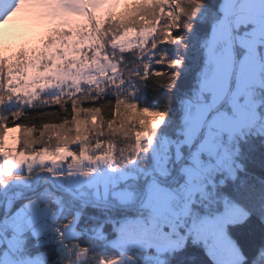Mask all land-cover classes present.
<instances>
[{
	"label": "snow or ice",
	"instance_id": "snow-or-ice-1",
	"mask_svg": "<svg viewBox=\"0 0 264 264\" xmlns=\"http://www.w3.org/2000/svg\"><path fill=\"white\" fill-rule=\"evenodd\" d=\"M0 264H264V0H0Z\"/></svg>",
	"mask_w": 264,
	"mask_h": 264
}]
</instances>
